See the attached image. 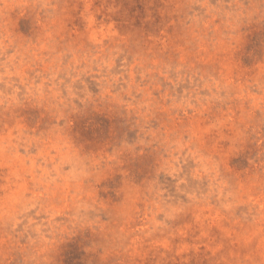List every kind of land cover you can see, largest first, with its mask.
I'll use <instances>...</instances> for the list:
<instances>
[{"label": "rangeland", "instance_id": "obj_1", "mask_svg": "<svg viewBox=\"0 0 264 264\" xmlns=\"http://www.w3.org/2000/svg\"><path fill=\"white\" fill-rule=\"evenodd\" d=\"M0 264H264V0H0Z\"/></svg>", "mask_w": 264, "mask_h": 264}]
</instances>
